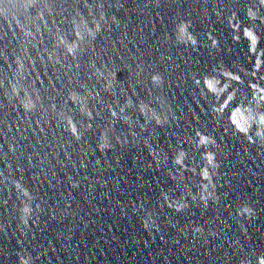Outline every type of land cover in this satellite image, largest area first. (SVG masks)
Wrapping results in <instances>:
<instances>
[{"label":"water","instance_id":"obj_1","mask_svg":"<svg viewBox=\"0 0 264 264\" xmlns=\"http://www.w3.org/2000/svg\"><path fill=\"white\" fill-rule=\"evenodd\" d=\"M0 264H264V0H0Z\"/></svg>","mask_w":264,"mask_h":264}]
</instances>
